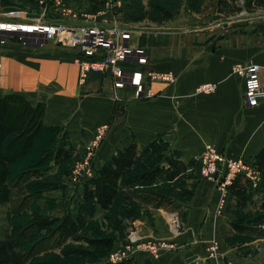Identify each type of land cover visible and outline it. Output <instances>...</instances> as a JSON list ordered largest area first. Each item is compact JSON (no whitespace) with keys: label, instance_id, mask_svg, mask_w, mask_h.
Instances as JSON below:
<instances>
[{"label":"crops","instance_id":"obj_1","mask_svg":"<svg viewBox=\"0 0 264 264\" xmlns=\"http://www.w3.org/2000/svg\"><path fill=\"white\" fill-rule=\"evenodd\" d=\"M234 2L227 0L220 6L216 0H211L213 6L209 11L197 14V23L172 25L173 20L169 18L165 20L168 27L162 32L140 27L135 29L134 26L129 28L132 36L130 44L144 47L150 60L146 64L122 63V66L143 72L171 71L176 76L174 83H150L148 90L153 94L140 98L141 101H135L134 89L130 86L115 89L110 73L92 72L86 83L80 85L79 66L75 61L78 50L50 42L36 46L18 41L0 44V96L20 93L33 105H43L42 131L59 127L76 143L86 142L99 125L110 123L106 121L98 125V114L112 116L114 94L127 100L128 105L134 103L128 110L130 121L122 125L115 122L110 136L101 145L96 158L97 170L104 163H113V156L133 143L137 145L139 157L142 149L151 147L159 138L167 143L168 156L186 164V172L180 177L192 176L195 164H198L194 162L207 143L214 144L229 156L243 155L254 161L264 146V97L258 105L246 106L244 80L232 68L236 63L253 60L263 66L261 82L264 84V2L249 1L248 17L239 11L233 12ZM106 13V17L104 14L99 19L101 22L113 18L114 11ZM209 81L217 83L216 91L211 94L197 93V87ZM180 177L167 180L163 174L158 181L171 183ZM132 190L133 186L121 184L120 194L125 196ZM214 191L215 184L201 179L194 200L181 202L189 230L175 241L184 247L183 250H165L158 259L139 254L134 264H145L147 261L152 264H188L186 259L193 255L198 256L199 264H227L225 259L230 258H234L237 264L254 260L256 264H264L263 252H256L252 255L254 258L246 257L243 261V249L239 243L225 244L222 229L233 223L234 213L227 209L216 218L206 214L214 207ZM259 204L260 201L256 208ZM95 209L106 210L98 204ZM162 209L164 207L156 212ZM145 219L149 226L135 229L143 236H152L151 232L163 224L161 218L159 223L156 220L154 224L147 216ZM166 222V231L162 233V230L159 236L170 235L168 219ZM135 225L138 226L137 223ZM213 238L220 241V257L209 263L204 261V256Z\"/></svg>","mask_w":264,"mask_h":264},{"label":"rangeland","instance_id":"obj_2","mask_svg":"<svg viewBox=\"0 0 264 264\" xmlns=\"http://www.w3.org/2000/svg\"><path fill=\"white\" fill-rule=\"evenodd\" d=\"M244 2L245 6L249 8L247 4L249 1L244 0ZM104 4L105 0H58V2L56 0H48L44 5L39 0H0V14L5 15L0 16V20H7L6 17H9L12 11L29 12L31 13L29 16H32L33 19L37 17L39 12L44 11L48 21L74 24L79 18L88 13L95 14L104 11L106 8ZM241 4L242 2L240 0H235L233 12H238ZM97 6H99L98 10H96ZM210 6H213L211 0H201L196 6L190 5V0H121V4H118L112 9L114 13L111 20H108V22H101L99 20L103 18L105 13L98 15L95 19H97V23L103 26L115 24L125 28L134 26V28L140 27L153 30L152 32H162L161 30H165L168 27L165 23L167 22L165 21L166 19L171 18L173 20L172 25H182L184 22H189V24L197 23L195 20L198 17L197 14L209 11ZM112 10L108 12H112ZM106 14L104 17H106ZM25 18L28 20L31 19V17ZM187 19L189 20L187 21ZM218 38L219 36H217ZM7 41H18L26 45L29 43L35 46L48 42L56 44L55 41L44 39L29 42V40H24L17 36H11L5 42ZM70 47L76 49V47ZM134 99L135 101H141L135 97ZM113 100L115 101V107L112 116L109 117L106 113L98 114V125L106 121H109L111 124L107 123L109 126L108 130L91 155V160L94 159V170H96L98 151H100L103 142L110 136L115 122L116 125H122L125 121L127 123L130 121L127 118L129 117L128 110L134 103L128 105L126 104L128 102L127 100L119 99L115 94ZM134 122H137V120H134ZM102 125L97 127L96 131H94L86 142L82 140L77 141V143L72 140L66 131L61 132L59 127L51 128L50 131L45 130L34 149L26 157L12 165L11 185L13 196L8 205L0 206V234L4 230L13 231L15 226L19 224L29 226L35 215L50 217L51 215L65 212H70L76 218L78 216L84 217L86 222L82 227V231L90 237L99 235L113 237L117 243H115L113 249L118 248L123 243H128L133 235L141 239L169 238V236L162 237L159 235L162 230V233H165L167 228L166 219L169 220L168 214L171 211H177L182 222L181 233L178 236H182L189 230V227H187L188 224L186 223L185 208L181 202L189 200L192 202L194 200L198 182L201 179H206L215 184L212 179L204 178L201 175L199 158L194 162H198V164H195L196 167L192 176L180 177L171 183L168 181H156V183L151 184H138L139 182H137L132 185L133 192L130 191L125 196L122 194L117 199V202L109 209L104 211L95 209L93 212L87 209L86 205L88 204H85L83 192L89 178L73 182L70 177L77 164L86 157L88 152L87 145L95 139L97 130ZM59 147L67 149L70 152V157L63 159L60 163H56L54 156ZM167 148V143L159 138L152 143L151 147L142 149V153L137 157L134 165L125 172L124 179L136 175L139 171L146 168L160 164L166 165V156H168L166 154ZM86 174L90 175L88 173ZM263 191L264 174L259 172L258 184L257 186L252 185L246 204L238 206L232 196L223 212L217 214L216 209L219 198L215 184L214 192L216 193V197L213 199L214 207L213 209H208L206 213L216 218L223 215L227 209H231L234 213L232 222L250 227L247 233L234 232L235 230L231 228V224L225 225L222 229V235L224 240H226V245L239 243L242 246L243 250H241V253H243V261H245L246 257L254 258L252 255L256 252L264 253V218L258 208H256ZM155 192L165 195L167 198L169 197L167 201L161 199V201H165V205L160 207L156 206L159 198L153 197V193ZM168 194L173 195V197H170ZM134 198L136 199L134 200ZM161 207H164V209L156 212ZM145 216L152 220L153 224L156 220L159 223L160 218L163 220L160 228H156V231L151 232L153 234L152 236L149 234L144 236L142 234L140 235L135 230L137 227L146 228L145 225L149 226L145 221L147 220ZM136 223L138 226L135 225ZM168 224V229H170V223ZM178 236L172 238V240H175ZM26 237L30 238V242H26L23 248L29 251L31 262L39 260H53L58 264H102L108 262V254L101 255L94 245L88 241L75 242L69 240L60 244L57 236L48 234L46 230L38 231L35 227L27 228ZM68 248L81 249L85 253L84 255L68 256L64 254V249ZM183 248L178 244V249L171 251H179L183 250ZM218 257L212 260H216ZM258 257L260 256L258 255ZM225 262L227 263L228 260L225 259ZM256 263L254 260L246 264Z\"/></svg>","mask_w":264,"mask_h":264},{"label":"built area","instance_id":"obj_3","mask_svg":"<svg viewBox=\"0 0 264 264\" xmlns=\"http://www.w3.org/2000/svg\"><path fill=\"white\" fill-rule=\"evenodd\" d=\"M43 5L48 0H39ZM58 2V0H56ZM240 6V14L247 15L248 8L244 0ZM121 0H105V10L95 14L84 15L78 23L67 24L60 21H48L45 12L41 11L35 19L29 16L31 13L20 11L10 12V19L0 20V43H4L11 36H17L24 40L37 41L44 39L56 43L76 47L78 56L76 63L79 66V84L84 85L90 73H110L114 88L120 89L130 86L134 89V97L137 99L151 96L152 91L148 85L153 81L174 83L176 76L171 71L126 69L122 63L146 64L150 56L144 47L132 46L130 44L131 30L119 25H100L97 23L98 15L114 9ZM113 11V10H112ZM249 15H247L248 17ZM25 17H31L26 19ZM2 65L0 63V73ZM263 66L253 60L246 63H236L232 71L244 80V103L246 106L254 107L264 97V84L261 82ZM216 82H203L197 87L198 93H212L216 90ZM109 126L103 124L97 130L96 137L87 145V154L80 161L73 171L70 179L73 182L85 178H93L96 175L94 170V153L99 142L104 138ZM200 173L204 178L212 179L216 184L218 193L217 214H221L228 201L232 197L231 186L238 175H245L257 186L259 170L254 161L241 155L232 157L218 150L213 144H206L199 157ZM86 173L90 174L87 175ZM170 223L169 238L141 239L133 235L128 243H123L108 253V262L118 263L122 261H135L137 255L148 254L152 259H158L165 250L178 249V243L172 238L181 233L182 222L177 211L168 214ZM220 255V241L213 238L206 247L204 261H210ZM198 264L199 259L197 258ZM201 264V263H200ZM227 264H237L234 258H230ZM239 264H246L245 262Z\"/></svg>","mask_w":264,"mask_h":264},{"label":"trees","instance_id":"obj_4","mask_svg":"<svg viewBox=\"0 0 264 264\" xmlns=\"http://www.w3.org/2000/svg\"><path fill=\"white\" fill-rule=\"evenodd\" d=\"M201 0H190V5L196 6ZM227 0H216L223 6ZM252 2H264L263 0H249ZM103 5V4H102ZM97 6V9L98 10ZM45 107L33 105L24 95L20 93H8L0 96V206L8 205L13 196L11 185L12 165L26 157L39 142L42 136L43 118ZM50 131V130H49ZM138 148L135 143L120 150L113 156V163H104L97 170L96 175L89 179L84 187L83 198L88 210H95V205L103 209L113 206L115 199L120 198L121 184L132 186L134 183L151 184L156 183L161 175L167 180H174L185 174L187 166L177 158L166 156V165H156L146 168L127 179H121L123 173L132 167L138 157ZM70 152L67 149L58 148L54 161L60 163L63 159L69 158ZM256 168L264 174V146L254 158ZM252 187L251 181L245 175H238L230 190L238 206L246 204L248 193ZM120 196V197H119ZM158 197V207L165 205L169 200L165 195L153 193ZM167 198V199H166ZM264 218V191L260 197L258 207ZM86 219L74 217L70 212L44 217L35 215L29 226L16 225L13 231L4 230L0 234V264H58L53 260L30 261L29 251L23 248L30 238L26 237L28 227H35L38 231L46 230L48 234L57 236L60 244L69 240L75 242L88 241L94 245L101 255H107L115 245V239L110 236L90 237L82 231ZM232 228L238 233H247L250 230L248 225L237 222L231 223ZM84 250L68 248L64 254L84 255ZM135 262V261H134ZM127 260L118 263L104 262L102 264H134ZM145 264H152L147 261Z\"/></svg>","mask_w":264,"mask_h":264},{"label":"water","instance_id":"obj_5","mask_svg":"<svg viewBox=\"0 0 264 264\" xmlns=\"http://www.w3.org/2000/svg\"><path fill=\"white\" fill-rule=\"evenodd\" d=\"M197 258H198L197 255H193V256L187 258V259H186V262H187L188 264H198Z\"/></svg>","mask_w":264,"mask_h":264}]
</instances>
